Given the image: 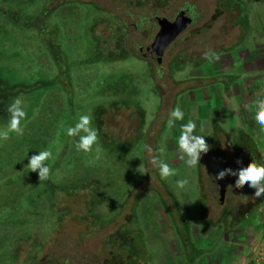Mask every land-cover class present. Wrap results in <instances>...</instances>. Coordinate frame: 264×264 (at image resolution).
Masks as SVG:
<instances>
[{
	"label": "rangeland",
	"instance_id": "rangeland-1",
	"mask_svg": "<svg viewBox=\"0 0 264 264\" xmlns=\"http://www.w3.org/2000/svg\"><path fill=\"white\" fill-rule=\"evenodd\" d=\"M183 10L190 21L159 61L144 55L152 17ZM260 50L264 0H0V129L17 97L27 113L23 135L0 140V264L226 263L264 195L226 175L219 198L207 167L264 163V143L243 129L245 106L221 84L230 77L221 60ZM252 81L260 87L264 72ZM176 106L184 118L170 127ZM82 114L104 132L91 152L66 133ZM189 120L210 145L192 168L178 143ZM45 149L51 173L39 180L28 162ZM152 155L177 175L161 179Z\"/></svg>",
	"mask_w": 264,
	"mask_h": 264
},
{
	"label": "clouds",
	"instance_id": "clouds-1",
	"mask_svg": "<svg viewBox=\"0 0 264 264\" xmlns=\"http://www.w3.org/2000/svg\"><path fill=\"white\" fill-rule=\"evenodd\" d=\"M205 59L219 60V56L215 53H205ZM22 100L17 97L9 105L8 111L10 113V119L5 128L0 129V140L7 141L10 139V134L15 133L18 136H22L24 133V127L21 125V121L27 118V113L22 106ZM255 107V121L264 130V97L257 98L252 102V105L248 106V110L252 111V107ZM184 112L176 106L168 113V124L174 126L176 120H183ZM92 116L90 114H82L79 116L78 122L74 126H70L66 129V133L69 137H79L76 147L78 150L84 152H91L93 145L98 142V130L92 126ZM179 150L181 153L180 159L184 160L186 166L189 168L195 167L200 163L201 155L206 154L210 145L208 144L205 136L196 134V124L193 120H189L186 124L181 125V133L179 136ZM145 150L148 153H152L151 146L145 145ZM101 149L96 148L97 156L99 159V153ZM163 152V149L160 150ZM52 152L48 149L41 150L38 154H34L30 157L28 167L31 171H38L39 180H47L51 173L50 166L46 161L52 158ZM187 157V159H185ZM152 166L158 169L161 179H168L169 177L177 175V170L171 167L167 162L160 159L157 155H152L149 161ZM240 163V161H237ZM147 170L145 169V172ZM226 175L236 176L235 187L242 188L246 183L255 189L254 195L260 197L264 195V163H259L252 160L246 166L233 170L231 168H225L216 175V180L224 179ZM188 184L187 179H179L176 181V185L179 189H184Z\"/></svg>",
	"mask_w": 264,
	"mask_h": 264
},
{
	"label": "crops",
	"instance_id": "crops-1",
	"mask_svg": "<svg viewBox=\"0 0 264 264\" xmlns=\"http://www.w3.org/2000/svg\"><path fill=\"white\" fill-rule=\"evenodd\" d=\"M237 55H239V53ZM242 57L239 55L233 58L226 57L221 60V62L225 64L224 69L226 70V76H230L228 78L225 77V79L221 81V84L224 85L228 94L239 97L241 101L240 103L243 104V108L245 106V112L242 114V117L244 118L243 129L247 128V133H249L248 135L255 137V141L264 143V130L260 128L254 118L255 107H252V111H249L247 107L252 105V102L257 98L264 97V81L260 87L254 85L252 81L254 77L257 75L259 76L264 72V50L251 54L248 53ZM244 70L246 72V76L241 78L238 73ZM238 76L239 78H237ZM221 86L219 82H216L214 84V91H216V89H220ZM242 132H244V130ZM248 217L249 218L243 223L244 229H242L243 235L241 236L243 240L238 242L239 245H237L236 242L235 244L233 243L234 245L229 246L230 248L224 252L226 263L217 262L216 264H261L257 259V255L263 247L264 207L258 208V212H256V214L251 212ZM234 225L239 226L237 223ZM249 226L253 227V229L251 228V236L245 234V229ZM234 229L236 228L234 227ZM246 237H250L248 242L244 240ZM251 238L253 241H251ZM222 259L224 260V258Z\"/></svg>",
	"mask_w": 264,
	"mask_h": 264
},
{
	"label": "water",
	"instance_id": "water-1",
	"mask_svg": "<svg viewBox=\"0 0 264 264\" xmlns=\"http://www.w3.org/2000/svg\"><path fill=\"white\" fill-rule=\"evenodd\" d=\"M152 20L157 23L158 29L149 45L146 46L142 52L144 55L158 62L164 47L185 28L190 21V17H188L183 10L180 11L173 20H168L164 16H153ZM207 169L211 172L210 179L217 186L218 196L221 198L226 181L224 179L216 180V175L223 169L217 162H210Z\"/></svg>",
	"mask_w": 264,
	"mask_h": 264
},
{
	"label": "trees",
	"instance_id": "trees-1",
	"mask_svg": "<svg viewBox=\"0 0 264 264\" xmlns=\"http://www.w3.org/2000/svg\"><path fill=\"white\" fill-rule=\"evenodd\" d=\"M98 108H100V109H98L97 111H99V113H101L102 112V108L101 107H98ZM96 126L98 128V132L100 133V135L102 137V140L105 141V139L103 138L104 137V132H102V129H101L100 124H99V118L98 119L96 118ZM91 200H92V198H91ZM91 200H90V204H91ZM86 208H87V211H90L91 212V206H87L86 207V204H85V206H84V210H85L84 212L85 213H86Z\"/></svg>",
	"mask_w": 264,
	"mask_h": 264
},
{
	"label": "built area",
	"instance_id": "built-area-1",
	"mask_svg": "<svg viewBox=\"0 0 264 264\" xmlns=\"http://www.w3.org/2000/svg\"><path fill=\"white\" fill-rule=\"evenodd\" d=\"M262 240H263V247L260 253L257 255V259L259 260L261 264H264V236Z\"/></svg>",
	"mask_w": 264,
	"mask_h": 264
},
{
	"label": "flooded vegetation",
	"instance_id": "flooded-vegetation-1",
	"mask_svg": "<svg viewBox=\"0 0 264 264\" xmlns=\"http://www.w3.org/2000/svg\"><path fill=\"white\" fill-rule=\"evenodd\" d=\"M177 15V14H176ZM176 15L172 18V19H169V20H173L175 17H176ZM158 26V25H157ZM227 184V183H226ZM215 185V184H214Z\"/></svg>",
	"mask_w": 264,
	"mask_h": 264
}]
</instances>
